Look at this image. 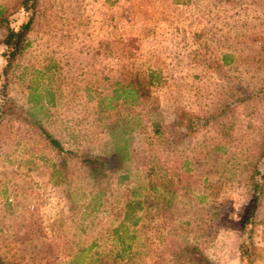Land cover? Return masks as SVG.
Returning <instances> with one entry per match:
<instances>
[{
	"label": "rangeland",
	"instance_id": "1",
	"mask_svg": "<svg viewBox=\"0 0 264 264\" xmlns=\"http://www.w3.org/2000/svg\"><path fill=\"white\" fill-rule=\"evenodd\" d=\"M33 11L6 76L0 44V257L108 263L106 229L143 176L131 170L123 185L107 181L87 208L94 188L80 157L125 144L154 152L168 169L185 163L187 193L175 198L170 233L162 230L169 242L154 238L119 264H169L163 248L185 243L211 264H264V0H35ZM5 16L16 27L26 13ZM150 73L159 85H148ZM129 86L135 101L109 102ZM181 111L193 115L191 134L177 122Z\"/></svg>",
	"mask_w": 264,
	"mask_h": 264
},
{
	"label": "trees",
	"instance_id": "2",
	"mask_svg": "<svg viewBox=\"0 0 264 264\" xmlns=\"http://www.w3.org/2000/svg\"><path fill=\"white\" fill-rule=\"evenodd\" d=\"M34 1L13 0L12 3L0 7V29H4L0 41L3 47L1 55L4 59L2 70L4 76L7 75L14 60L25 47L26 34L30 30L33 20ZM19 10L26 13V18L16 27H11L5 14L7 13L10 16ZM159 82V76L150 73L147 80L148 85H159ZM137 91L133 86L126 89L117 88L112 91V98L109 102L116 101L119 97L124 100L129 98L131 101H135ZM107 108L109 107H103L102 109ZM192 121L193 115L190 113L181 111L177 117L178 124L187 130L186 132L189 134L193 133L194 128L197 127ZM159 128L160 125L157 122H152V132L155 136L159 135ZM41 134L54 150L62 153L63 149L57 140L45 132H41ZM139 157L142 160L140 167L135 165V162L138 163ZM259 159H263L264 162V142L258 152L257 162ZM80 164L86 179L91 182L90 186L94 188L86 205L87 208H94L97 205V201L105 193L107 181H113L119 186L129 180L132 171L141 172L143 176V186L139 187L138 190L128 189L118 211L120 216L118 221L106 229L107 236L111 240L114 249L109 253L110 261L106 264H119V260L130 258L134 255L133 249L139 245L149 248L152 246L151 240L154 238L162 239L164 244L169 242L166 237L162 238L161 233L162 230H166V232L170 230L167 229V222L173 218L176 196L180 191L182 195L187 193L183 186L185 180L181 179L183 164L185 163L168 169V161L161 160L154 152L149 155L136 154V152L129 150L125 144H121L115 145L108 155L94 157L84 153L80 157ZM252 169L253 174L250 175V183L252 184L253 193L260 195L263 186V175L259 173L255 165ZM254 176L258 177L257 181L253 180ZM103 181L105 184L102 186L101 182ZM251 216L252 212L246 216V220L248 221ZM151 231H153L154 236L150 235ZM163 253L169 264H211L201 256L196 247L187 243L164 247ZM0 264L8 263L0 257Z\"/></svg>",
	"mask_w": 264,
	"mask_h": 264
}]
</instances>
